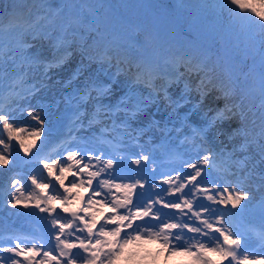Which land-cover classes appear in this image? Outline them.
Segmentation results:
<instances>
[{"label": "snow or ice", "instance_id": "6c2138e0", "mask_svg": "<svg viewBox=\"0 0 264 264\" xmlns=\"http://www.w3.org/2000/svg\"><path fill=\"white\" fill-rule=\"evenodd\" d=\"M104 7L18 0L7 26L0 13V166L21 160L20 152L35 162V171L11 179L9 202L25 208L32 202L46 213L41 219L55 242L41 237L22 247L14 238V246L0 245V253L11 254L0 256V264H116L121 257L137 258L146 243L159 244L167 255L195 257L196 264H213L206 258L212 254L227 264H264V227L248 234L239 229L256 199L248 188L254 177L261 182L264 218V0L217 5L227 12L230 30L251 41V65L227 79L207 45L192 40L172 50L171 42L152 29L144 30L143 40L132 30L116 31L94 18ZM76 61L65 86L87 69L83 87L51 102L37 99L57 70ZM232 61L240 62L239 57ZM120 74L127 78L126 90L117 98L113 84ZM61 103L70 112L68 133L52 151L37 141L48 132L51 109ZM161 104L167 115L158 120ZM189 104V113L208 109L203 124L183 141L197 149V158L158 172L157 158L139 141L157 131H180L168 123L187 127L189 113L181 117L179 109ZM97 125L99 132H92ZM81 130L92 134L80 136ZM49 137L50 132L44 138ZM132 142L140 152L129 153ZM178 156L167 158L174 163ZM214 173L229 179L206 180ZM250 235L261 251H255Z\"/></svg>", "mask_w": 264, "mask_h": 264}, {"label": "rangeland", "instance_id": "374dc122", "mask_svg": "<svg viewBox=\"0 0 264 264\" xmlns=\"http://www.w3.org/2000/svg\"><path fill=\"white\" fill-rule=\"evenodd\" d=\"M151 1L155 2L154 0H151ZM50 2L56 3L57 5H59L63 1L62 0H50ZM153 2H152V5H153ZM149 4H150V0H120L119 9L121 10V12L118 14V17L127 18V19L131 17L132 29L130 30L133 31L134 35L139 36L141 40L144 39V35H143L144 30L152 29L158 32L164 40L171 39L174 42V46H172V50H177L181 44L187 45L188 43L185 42L184 40L185 37L183 36L185 34V30L187 29L186 28L187 23L179 22L177 16L174 17L172 15V10L171 9L167 10L164 7L165 4H160L162 6L161 9H159L158 7L154 8L155 10H157L156 15L152 14L150 7H140V5H149ZM124 5H129V6L125 7ZM98 13L99 12L97 11V14ZM170 30L173 31L175 34H179V35H173ZM32 51H35V49H32ZM225 59H230V58H228V56L226 55ZM231 62L233 63V61ZM221 64H224V62L222 61ZM234 64L237 65V67L236 66L231 67L229 72H223L225 79L228 78V75L230 74V72L235 73L236 75H239L241 70L247 71L245 66L242 65L241 63L236 62ZM78 66H79L78 61H76L75 63L70 62L69 65H67L63 70H57V74L55 76H58L59 78H61V81L58 83H54L53 79L51 81H48V87L42 90V92L38 95L37 99H40L41 97H43L44 102H49V100L53 99L54 96L56 98H61L62 93L65 91V87H66L65 82L70 79L72 72ZM91 68L93 70L97 69L98 65L93 64ZM110 71L112 73H115L116 68L112 67ZM181 71H183L182 68H181ZM222 71H223V68H222ZM87 75H88V70L86 69L84 71V74L80 76L78 80L73 81L71 85H68L70 86L68 93H71L74 88L83 87V81ZM115 79L117 82L113 84V88L115 92V97L118 98L126 90V84L124 82L127 80V78L125 77L124 74H120ZM113 102H115V99L113 100ZM194 102L195 101H193V103ZM33 103H35V100L33 101ZM218 103L221 107L223 106V100H220ZM213 107H215V104L213 105ZM191 108H192V105L189 104L179 109L180 116L183 117L186 113H189V109ZM151 111L156 112V107L153 106ZM168 111H171V109H168ZM207 111H208L207 107H205L203 111L192 110L188 115V126L187 127L182 128L180 122H176L175 125L172 124L170 127V129H173L174 127L175 129H180V131L176 132L175 141H179L181 144L184 145V148L187 150V153H188V158H190V160H193V161L197 158V149L194 148L190 142H183V141L185 140L186 135L187 136L192 135V131H191L192 128L199 127L203 124L204 112H207ZM51 112H52V115L49 118V130H48V132H50V137L49 139L44 138L45 136L48 135V132L42 134L41 140L37 141V144L38 145L43 144L49 147L52 151H55L60 141L59 139H56V136H53L52 125H54L58 121L59 113L56 107H53L51 109ZM162 115L165 117L167 115V113L164 111L163 104L160 105V111L156 112V118L159 120ZM141 119H143V117H141ZM173 119L175 120V117H173ZM68 124H69V121H67V127H68ZM135 126L136 125L133 124V127ZM175 131L176 130H172L171 132L173 133ZM159 133L160 132L158 131L155 133L156 137L159 136ZM78 134H83V130H81V132ZM52 143H54V145H52ZM227 143L228 142L225 139V144ZM215 144L218 150L220 147L219 141H216ZM210 145H211V142L205 144L206 147ZM230 149H231V145H229V150ZM20 153L23 154V152H20ZM238 155L242 157L243 153H238ZM253 155L255 156V153H253ZM256 158L258 159V157ZM36 167L37 166L35 162H33L31 165H27L22 168H19L15 166L11 161L9 162V165L7 167L0 166V188L4 185L6 186L8 185V188H9L10 181L14 176L18 175L20 177H24L26 173H31L33 171L32 169L34 168L36 169ZM71 179L72 177H68V180L65 181V184L67 185L68 181ZM53 183L55 182L53 181ZM260 183H261L260 180L254 177L252 182L248 185L249 191H251L254 194L256 199L252 202V205L245 213V216L246 215L252 216L249 218L254 221L258 220L260 222H264V218H262L261 216L260 204H255V203H260L261 197H262V192L258 191ZM60 191H63V189H60ZM6 199H7L6 193H4V191L0 189V225H2V223L8 224L9 222L10 224L14 225L19 221V219L25 218V216L29 214L28 208H25L23 206V203L17 204L15 207H12L11 203L9 202L8 205H6V207H2L4 200L6 201ZM73 207H76V206L73 205ZM56 208L59 213H62L61 212L62 208L60 207L59 204L56 205ZM102 211H103V214L105 215L109 214V211L107 208L103 209ZM43 214H46V213H39L38 210L36 209L35 217L41 216ZM132 251H136V249L133 248ZM155 251L156 250L154 248L150 247V244H143L141 246V250L137 258L130 260L128 259L127 256L121 257L116 261V264H196L195 257H192V256L171 255L174 259L171 261H168L166 259V256H164L163 251H162V254L160 255H156ZM142 255H145L147 257L146 261L139 260V257Z\"/></svg>", "mask_w": 264, "mask_h": 264}, {"label": "trees", "instance_id": "16d2710c", "mask_svg": "<svg viewBox=\"0 0 264 264\" xmlns=\"http://www.w3.org/2000/svg\"><path fill=\"white\" fill-rule=\"evenodd\" d=\"M64 2V0H62ZM150 0V4L157 5L159 9L162 8L160 4H165L164 7L172 10V15L177 16L179 22L187 23L185 34V42L190 43L195 40L199 44L207 45L214 53L213 60L217 63L223 61V72H229L231 67H237L230 59H225L227 55L230 57H239V61L245 65H251L252 58L249 54L251 51V41L244 36H237L230 30L228 22V14L226 11L222 12L217 5L221 4L223 0ZM18 2V0H0V13H4V25H8V15L11 11V5ZM51 4H56L50 2ZM62 2V3H63ZM75 3H85L89 5L103 3L106 7L95 10V19L100 23H105L110 28L116 31H127L132 29V21L130 18H119L118 14L120 0H74ZM61 3V4H62ZM111 5L112 7H107ZM118 5V7H117ZM155 7H150L153 15H156ZM7 10V11H6ZM113 10V12H112ZM76 12L77 9H73ZM78 11H84L83 9ZM97 11L99 12L97 14ZM171 31V30H170ZM173 35L175 34L171 31ZM166 41L174 42L171 39ZM258 47V44H257ZM218 53V57L216 55ZM254 54V53H252Z\"/></svg>", "mask_w": 264, "mask_h": 264}, {"label": "bare ground", "instance_id": "6f19581e", "mask_svg": "<svg viewBox=\"0 0 264 264\" xmlns=\"http://www.w3.org/2000/svg\"><path fill=\"white\" fill-rule=\"evenodd\" d=\"M67 129H65V127H64V129H63V132L61 133V135L60 136H58L57 137V139H59V138H61V137H64V136H66V134H67ZM52 145H54V143H52ZM190 160V159H189ZM25 165H31V164H25ZM33 171H35V168L34 169H32ZM167 188V187H166ZM1 190H3L4 191V193H6V201L4 200V203H3V206L2 207H6V205H8V203H9V197H8V191L10 190L9 188H8V185L6 186V185H4V186H2L1 188H0ZM29 204H31V205H33V203H29ZM257 204H260V203H257ZM34 206V205H33ZM35 213H36V209H35V211L33 212V214H32V216H31V218L33 217V215H35ZM6 215H8V214H6ZM62 216H68V218L70 219L71 217L69 216V214L68 213H66V214H64V215H62ZM248 217H243L242 219H247ZM27 220L25 219V218H21V219H19V221H18V223L17 224H19V223H22V222H26ZM10 223V222H9ZM8 223V224H9ZM8 224H6V223H2V225H0V227L1 226H8ZM16 225V224H15ZM19 234H17V236H18ZM79 235V234H78ZM16 236V237H17ZM13 236H9V238H12ZM1 241V240H0ZM32 242H33V240H31V242H30V244L29 245H31L32 244ZM146 244H150V247L151 248H154L156 251V255H160V254H162V251L164 252V256H166V259L168 260V261H171V260H173L174 258L171 256V255H167L166 254V252L164 251V250H162L161 249V247H160V245L159 244H156V243H146ZM29 245H21L22 247H25V246H29ZM168 256V257H167ZM165 259V260H166ZM139 260H144V261H146L147 260V257L145 256V255H142V256H140L139 257Z\"/></svg>", "mask_w": 264, "mask_h": 264}]
</instances>
